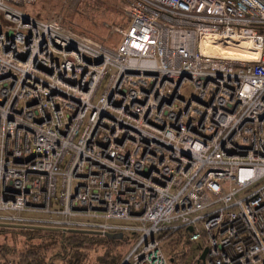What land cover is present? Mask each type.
<instances>
[{"label": "built area", "instance_id": "2783aa9c", "mask_svg": "<svg viewBox=\"0 0 264 264\" xmlns=\"http://www.w3.org/2000/svg\"><path fill=\"white\" fill-rule=\"evenodd\" d=\"M35 2L0 0V209L55 212L60 177L59 227L141 222L118 264H170L159 237L178 230L197 264H264V0H125L116 48Z\"/></svg>", "mask_w": 264, "mask_h": 264}, {"label": "rangeland", "instance_id": "374dc122", "mask_svg": "<svg viewBox=\"0 0 264 264\" xmlns=\"http://www.w3.org/2000/svg\"><path fill=\"white\" fill-rule=\"evenodd\" d=\"M102 2V6L97 10H93V4L96 6V2ZM93 2V4H92ZM91 4V5H90ZM124 2L120 0H37V2L23 6V10L34 18L44 20L49 17L61 18L62 23L65 27L71 28L74 31H82L84 35L93 39L99 40L105 43L107 46L116 48L122 40L121 32L117 31L114 26L124 27L127 21L124 14ZM113 5L115 8L111 7ZM97 6L99 4L97 3ZM91 8V9H90ZM97 11V12H96ZM116 21V22H115ZM114 22V23H113ZM66 24V25H65ZM225 43H222L218 48L213 49L207 47V52L211 54H221L230 57H240V51L243 47L241 42H233L232 48H225ZM110 74H108L100 84L97 91L96 97L93 103L97 104L100 96L106 88ZM194 87L186 83L184 88V95H193ZM87 120V117L85 121ZM71 153L67 154L61 164V172L67 166L70 160ZM60 177L57 198L53 200V209L55 212L46 211H8L0 209V245L8 244L14 245L17 249L23 248L22 242L24 239L23 235L16 231L8 228L19 227V225H40V226H56L63 225L65 215L62 214V207L58 205V197L60 196ZM209 208L204 209L202 212L208 211ZM96 215L87 214H75L69 217L71 223L80 224L82 228L88 229H100L101 225L107 224L109 226H120L123 227L122 231L128 235L132 241L133 230L131 228L139 227L140 221L133 219H118L112 217H106L103 213H94ZM14 217L15 219L11 218ZM88 225V226H87ZM200 227L202 223H199ZM66 226H71L67 225ZM7 227V228H5ZM80 227V228H81ZM66 228H77V227H66ZM138 238V234L135 233ZM167 239L162 240L164 251L169 256ZM134 242L129 245L126 249L122 258L129 252ZM181 248V245H178ZM100 251V250H99ZM201 252L200 245L196 242L190 243L188 246V254L185 256L181 264H187V261L191 260L195 254ZM92 258L88 264H95V254L92 252ZM98 254V251H96Z\"/></svg>", "mask_w": 264, "mask_h": 264}, {"label": "trees", "instance_id": "16d2710c", "mask_svg": "<svg viewBox=\"0 0 264 264\" xmlns=\"http://www.w3.org/2000/svg\"><path fill=\"white\" fill-rule=\"evenodd\" d=\"M102 4L100 1L96 2V6L93 4L92 9H99ZM111 7L115 8L113 5H110V9ZM127 24L128 20L124 27ZM77 32L84 34L80 30ZM39 226L31 223V226L19 225V227L8 228L23 235V248L19 250L14 245H0V256L6 257L9 261L1 264H88L92 258V252L95 254V264H118L132 241L135 242L137 239L135 233L131 241L125 233L124 237L119 239L88 231ZM111 231L116 232L117 230ZM159 238L161 241L169 240L167 245L169 256L166 255L170 264H181L188 254L190 244L188 233L183 230L165 232ZM179 244L181 248H178ZM187 264H197V262H194L193 257L187 261Z\"/></svg>", "mask_w": 264, "mask_h": 264}, {"label": "water", "instance_id": "95a60500", "mask_svg": "<svg viewBox=\"0 0 264 264\" xmlns=\"http://www.w3.org/2000/svg\"><path fill=\"white\" fill-rule=\"evenodd\" d=\"M101 60H98L97 62H100ZM31 226V225H29ZM39 227H45V228H56V229H59L61 227H56V226H39ZM64 229V228H62ZM64 230H74V231H88V232H94V233H98V234H102V235H105V236H108L110 238H123L124 237V233L122 231H116V232H113V231H110V230H95V229H81V228H65ZM189 231L192 230V227H189L188 228ZM206 253H207V248H205L203 250V252L201 253V256H200V259L199 261L202 260V262L205 261V257H206Z\"/></svg>", "mask_w": 264, "mask_h": 264}, {"label": "bare ground", "instance_id": "6f19581e", "mask_svg": "<svg viewBox=\"0 0 264 264\" xmlns=\"http://www.w3.org/2000/svg\"><path fill=\"white\" fill-rule=\"evenodd\" d=\"M210 40H211V38H207V39H205L204 42H203V50H204L205 52H207V51H206V48L209 46V44H210Z\"/></svg>", "mask_w": 264, "mask_h": 264}]
</instances>
